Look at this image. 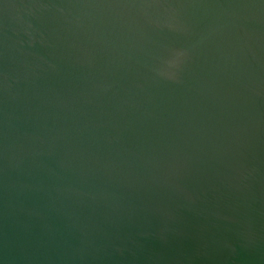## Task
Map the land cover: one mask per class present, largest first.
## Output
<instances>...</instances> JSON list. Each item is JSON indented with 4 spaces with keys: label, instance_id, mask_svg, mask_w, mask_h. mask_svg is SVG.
Here are the masks:
<instances>
[{
    "label": "water",
    "instance_id": "obj_1",
    "mask_svg": "<svg viewBox=\"0 0 264 264\" xmlns=\"http://www.w3.org/2000/svg\"><path fill=\"white\" fill-rule=\"evenodd\" d=\"M0 264H264V0H0Z\"/></svg>",
    "mask_w": 264,
    "mask_h": 264
}]
</instances>
